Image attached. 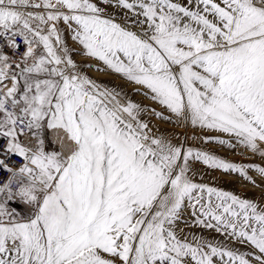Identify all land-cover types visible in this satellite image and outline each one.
<instances>
[{
	"label": "snow or ice",
	"instance_id": "obj_1",
	"mask_svg": "<svg viewBox=\"0 0 264 264\" xmlns=\"http://www.w3.org/2000/svg\"><path fill=\"white\" fill-rule=\"evenodd\" d=\"M113 6L122 22L92 0H0V264H264V206L194 182L189 162L253 184L249 167L261 178L264 167L186 147L142 118L175 116L264 156V0ZM61 23L79 53L163 110L84 74Z\"/></svg>",
	"mask_w": 264,
	"mask_h": 264
},
{
	"label": "rangeland",
	"instance_id": "obj_2",
	"mask_svg": "<svg viewBox=\"0 0 264 264\" xmlns=\"http://www.w3.org/2000/svg\"><path fill=\"white\" fill-rule=\"evenodd\" d=\"M92 2H96L104 7L116 22H122L125 19L124 12L113 6L114 0H107V2L106 0H92ZM60 28L64 34L66 43L73 50L74 59L79 62L84 74L107 88L121 92L124 99L139 103L145 109L150 110L155 108L157 111L163 110L144 95V90L141 86L127 81L120 74L114 73L110 69H105L103 63L95 60V58H89L79 53V46L71 41L70 34L66 31V26L61 23ZM97 68L101 70L97 71ZM165 115L171 114L165 113ZM142 118L151 120L152 125L158 128L160 132L173 138L174 142L184 143L186 147L208 152L229 163L264 167V156H261L259 153H253L244 146L236 144L234 140H230L227 134L213 129L200 128L199 126L194 127L190 122L183 119L178 120L175 116H172L170 121H160L154 117H150L148 111H145L142 114ZM205 137L210 139L205 142ZM218 139H224L229 141V143L221 145L217 143ZM48 146L59 147L54 132H49L48 134ZM189 163V175L194 182L231 192L243 199H249L264 206V178L260 177L255 167H249L248 171V175L255 180V184H253L241 178L238 173H229L222 169L211 168L202 161L190 160ZM13 204L15 205V202ZM187 215L188 213H185L186 217ZM189 223L191 222L189 221ZM181 227H183V222L181 223ZM193 231L197 235H203L206 239L214 236L216 240L226 244L230 248H235L238 252H248L250 250L247 246L238 245L234 241H229L219 236L213 230L194 227Z\"/></svg>",
	"mask_w": 264,
	"mask_h": 264
},
{
	"label": "built area",
	"instance_id": "obj_3",
	"mask_svg": "<svg viewBox=\"0 0 264 264\" xmlns=\"http://www.w3.org/2000/svg\"><path fill=\"white\" fill-rule=\"evenodd\" d=\"M13 162H15V163H19V161L16 160L15 157H13Z\"/></svg>",
	"mask_w": 264,
	"mask_h": 264
}]
</instances>
